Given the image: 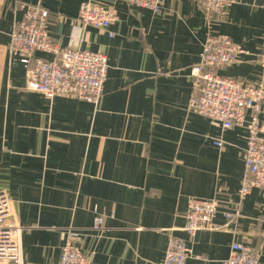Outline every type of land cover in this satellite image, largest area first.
<instances>
[{"label": "crops", "instance_id": "crops-1", "mask_svg": "<svg viewBox=\"0 0 264 264\" xmlns=\"http://www.w3.org/2000/svg\"><path fill=\"white\" fill-rule=\"evenodd\" d=\"M84 2L114 7L117 21L108 31L81 26ZM25 4L49 13V35L59 48L105 57L97 106L24 90L25 69L8 46ZM209 29L245 51L219 76L264 83L257 60L264 0H230L223 22L210 21L189 0L166 2L159 15L124 0H0V191L22 230V264H57L69 232L91 264H161L169 236L190 248L186 264H222L234 242L257 250L264 264L259 190L240 202L228 230L223 205L216 229L194 238L182 231L188 198L236 203L244 174L246 130H223L188 109L190 69ZM96 216H103L100 231L93 230Z\"/></svg>", "mask_w": 264, "mask_h": 264}, {"label": "built area", "instance_id": "built-area-1", "mask_svg": "<svg viewBox=\"0 0 264 264\" xmlns=\"http://www.w3.org/2000/svg\"><path fill=\"white\" fill-rule=\"evenodd\" d=\"M175 0H124L127 6L147 10L154 15L162 12L166 2ZM201 9L212 22L225 21L230 0H189ZM22 20L15 26L9 41V54L17 58L25 69L27 92L45 98L69 97L97 106L107 79L108 64L102 54L79 48L61 49L49 35V13L39 5H22ZM79 24L108 31L117 21V11L112 6L84 2L78 11ZM113 37V34H109ZM50 55L51 60L35 58V53ZM245 51L226 36L208 30L197 64L191 67L193 91L188 109L221 126L223 130L239 127L246 130L243 150L244 174L237 191V202L213 199H187L182 231L194 238L200 231L216 229L214 219L221 206L226 220L223 230L235 224L240 202L253 190L264 195V127L261 124L264 106V83L245 85L217 74L218 69L240 61ZM264 69V43L258 55ZM222 147L223 142L213 140ZM103 216H96L93 230H102ZM235 227V226H234ZM21 228L15 217L11 200L0 191V264H22L20 247ZM77 235L69 232L61 247L57 264H91L75 243ZM186 242L169 236L161 264H186L191 257ZM222 264H259V252L240 243H232L228 258Z\"/></svg>", "mask_w": 264, "mask_h": 264}]
</instances>
